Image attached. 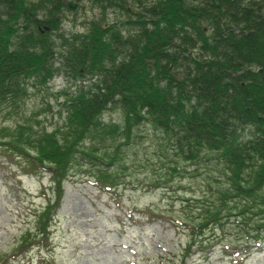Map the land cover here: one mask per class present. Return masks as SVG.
I'll list each match as a JSON object with an SVG mask.
<instances>
[{
  "label": "trees",
  "instance_id": "obj_1",
  "mask_svg": "<svg viewBox=\"0 0 264 264\" xmlns=\"http://www.w3.org/2000/svg\"><path fill=\"white\" fill-rule=\"evenodd\" d=\"M207 1L200 8L164 6L163 13L146 15L147 25L142 16L127 41L115 36L116 47L93 44L95 32L88 45L56 44L52 34L18 28L26 0H0V104L16 105L28 84L46 87L55 75L66 83L55 93L62 97L60 123L49 130L16 123L0 139L26 172H48L52 191L11 255L32 239L47 242L72 164L87 165L99 189L119 182L120 145L139 123L164 134L182 160L214 157L224 168L227 182L214 199L192 197L196 213L185 214L187 226H221L220 218L233 214L241 227L237 248L252 227L258 236L264 222L250 224L249 216L264 209L258 192L264 184V0H247L254 6L249 12L237 0ZM109 110L118 118L102 119ZM116 137L122 139L115 143ZM176 170L173 164L167 172Z\"/></svg>",
  "mask_w": 264,
  "mask_h": 264
},
{
  "label": "rangeland",
  "instance_id": "obj_2",
  "mask_svg": "<svg viewBox=\"0 0 264 264\" xmlns=\"http://www.w3.org/2000/svg\"><path fill=\"white\" fill-rule=\"evenodd\" d=\"M65 85L55 75L46 87L28 84L16 105L0 104V139L16 123L46 130L60 123L62 97L55 93ZM116 118V111L102 114L105 121ZM163 135L144 123L133 128L120 145L124 167L119 182L109 190L89 180L87 165L72 164L47 242L32 239L15 255L10 254L14 244L25 228H33L35 209L52 191L48 172H26L21 159L0 142V264H264V223L258 236H252V227L242 237L246 245L241 250V237H236L241 227L233 214L221 217V226L215 221L200 231L187 226L185 214L196 213L192 197L214 199L227 182L224 168L214 157L182 160ZM173 164L177 170L168 174ZM258 192L264 197V184ZM261 214L264 209L250 214L249 223L264 222ZM187 242L192 243L185 250Z\"/></svg>",
  "mask_w": 264,
  "mask_h": 264
},
{
  "label": "flooded vegetation",
  "instance_id": "obj_3",
  "mask_svg": "<svg viewBox=\"0 0 264 264\" xmlns=\"http://www.w3.org/2000/svg\"><path fill=\"white\" fill-rule=\"evenodd\" d=\"M26 1L27 6L24 9H27L26 17L18 22V28H34L41 33L47 32L50 36L52 34L56 44L63 45L70 41L88 45L91 33L95 32L93 44L98 46L108 43L111 46L119 45L115 42L117 36L120 38L118 41H127L134 28L142 21V16H145L144 25H147L146 15L163 13L164 6L190 5L193 8H200L202 2L204 7L209 5L207 0H175V3H172L174 0ZM237 2L248 12L254 7L247 0ZM150 19L153 17L150 16Z\"/></svg>",
  "mask_w": 264,
  "mask_h": 264
},
{
  "label": "water",
  "instance_id": "obj_4",
  "mask_svg": "<svg viewBox=\"0 0 264 264\" xmlns=\"http://www.w3.org/2000/svg\"><path fill=\"white\" fill-rule=\"evenodd\" d=\"M227 80H225L224 82H226Z\"/></svg>",
  "mask_w": 264,
  "mask_h": 264
},
{
  "label": "bare ground",
  "instance_id": "obj_5",
  "mask_svg": "<svg viewBox=\"0 0 264 264\" xmlns=\"http://www.w3.org/2000/svg\"><path fill=\"white\" fill-rule=\"evenodd\" d=\"M142 32V31H141ZM138 34V33H137Z\"/></svg>",
  "mask_w": 264,
  "mask_h": 264
}]
</instances>
